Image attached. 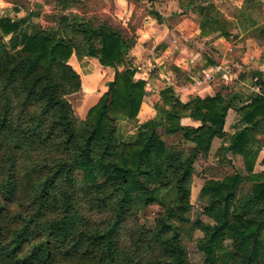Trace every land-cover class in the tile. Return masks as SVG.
<instances>
[{
	"label": "trees",
	"instance_id": "16d2710c",
	"mask_svg": "<svg viewBox=\"0 0 264 264\" xmlns=\"http://www.w3.org/2000/svg\"><path fill=\"white\" fill-rule=\"evenodd\" d=\"M88 2L53 0L48 27L0 17V264H191L184 237L194 229L203 264H264V170L254 171V144L264 133L262 74L244 77L259 90L241 105L238 93L182 101L165 87L155 117L135 139L121 140L117 122L136 120L147 93L130 56L136 36L121 24L83 17ZM179 2L181 12L197 15L200 38H229L242 23L212 0ZM261 6L243 0L239 12L264 41V22L251 16ZM147 14L163 21L155 9ZM72 53L112 70L83 118L67 99L82 83ZM201 59V72L215 63L209 54ZM169 69L177 84L191 82L180 67ZM230 108L238 116L220 156L238 154L243 167L204 179L200 213L208 220L195 219L183 236L177 222H186L192 208L194 162L207 157L213 138L225 136ZM184 116L199 124L183 125ZM158 128L193 145L168 143ZM154 203L159 210L147 227L140 214Z\"/></svg>",
	"mask_w": 264,
	"mask_h": 264
},
{
	"label": "rangeland",
	"instance_id": "374dc122",
	"mask_svg": "<svg viewBox=\"0 0 264 264\" xmlns=\"http://www.w3.org/2000/svg\"><path fill=\"white\" fill-rule=\"evenodd\" d=\"M180 0H127V4H130L132 10H130V5H127V9H125L124 15L122 19H117L115 16L110 17L108 13L103 12V7L107 5L109 10L113 9L112 4H103L100 0H89L87 3V8L83 17H97L93 19L94 22H98L100 20H107L115 25L121 24L125 28L128 29V34L135 33V28L137 26L143 25L147 22L148 14L147 11L149 9H157L158 11L162 12L164 17V22L168 24L170 27H174L177 25L181 27V35H178L176 31H170L167 34L159 35L156 39H152V51L143 50L142 46L138 43L134 44L132 50L130 51V56L133 62L137 65V63L143 61V58L146 60H150L151 56L160 55L165 48L166 43L170 40L176 39V50L175 46L171 48H167L169 50V56H186L189 55L193 58H200L202 54H209L210 57L215 61L218 62L219 58L215 57L213 52V48L211 44H209L208 39L199 38L195 31L197 30L198 25V17L193 12H181L180 8ZM216 7L229 19H233L234 15L242 21L240 26H235L232 29V35L227 38L230 41V44L233 45V51L230 52V57L235 54L237 50H240L239 44L242 38H238L239 34L245 32L244 35H249L253 33V30L247 26L245 23V19L243 15L240 14L239 8L242 4L243 0H212ZM262 1V6L259 11H252L251 16L259 22H264V0ZM53 0H0V17H9L11 19H19L25 18L27 23L38 22L43 27L53 26L54 23L49 20L48 14L53 11L52 8ZM37 11V16H28V12ZM74 12L79 13L78 7H73L71 9ZM124 21V23H122ZM160 28L159 31H163ZM164 29V28H163ZM183 29V30H182ZM244 37V36H243ZM181 46L184 47L182 53H180ZM149 48V47H148ZM174 50V51H173ZM78 56V55H77ZM228 56V54H227ZM81 56L77 57L78 58ZM203 63V60L200 59ZM186 61V59H184ZM144 63V62H143ZM75 65V64H73ZM98 65H93L90 63L89 65V74L83 82L82 88L79 89L77 92L70 94L67 96L68 101L71 103L75 114L79 117H84L88 108L92 106L99 96L106 90V81L111 77L112 70L106 68L104 71L101 69H97ZM156 68H152V75L156 72ZM170 73L172 74V80L174 83L177 84L179 82L178 79L175 77V73L169 69ZM192 72L196 75L201 74L200 66L197 64L192 68ZM179 84V83H178ZM163 89V88H162ZM157 102H160L159 100ZM124 127L129 128L128 124H123ZM157 131L161 134V136L166 140L168 143H180L184 147H188V141H184L180 134L175 135H167L162 131L161 128H158ZM236 163L234 164H227L226 162L218 163V164H205L202 157H199L195 162V171L193 174L192 186H191V193H190V202L192 204V208L186 213L187 221L177 224L179 225L183 236L185 235L186 229H188L189 225L195 219H202L204 221L208 220L205 215L200 213L201 204L204 201V198L200 195V187L204 182L200 178L202 174H206L207 177H214L220 178L228 172H231L232 169L235 168ZM201 175V176H200ZM206 178V177H204ZM203 178V179H204ZM159 210V206L154 203L146 207L140 214V221L144 223L147 227H151L153 225V220L155 213ZM201 235V232L198 229L192 230L188 236L184 237V241L186 247L188 249V254L190 257L191 264H203L204 254L200 251L196 244V238Z\"/></svg>",
	"mask_w": 264,
	"mask_h": 264
},
{
	"label": "crops",
	"instance_id": "0c3cea01",
	"mask_svg": "<svg viewBox=\"0 0 264 264\" xmlns=\"http://www.w3.org/2000/svg\"><path fill=\"white\" fill-rule=\"evenodd\" d=\"M100 1L105 5L106 4L113 5L112 10H109L107 5L104 6L103 12L104 13L107 12L110 17L115 16L117 19H122V16L124 15L123 11L127 9V5L128 6L130 5L127 4V0H100ZM131 10L132 7L130 5L129 11ZM155 10L157 9L155 8ZM158 12L162 15L161 11ZM147 18H148L147 22L135 28V33L137 35L136 43L141 45L143 50H149V52L152 51L151 48L153 45L151 43L153 41L152 39L153 38L157 39L159 35H163L164 38V34H167L170 31L171 32L176 31L178 35L180 34V36H182L180 30L181 27L174 25V27L172 28L164 21L158 22L155 18L149 15L147 16ZM122 23H124V21ZM160 28H162L161 30L163 31L158 32ZM197 32H198V28L195 31V36ZM244 34L245 32H242L238 36V38H242L239 44L240 50H237L235 54L231 57L229 56L231 53L227 51V47L230 44L229 39L221 36H209L204 38L209 40V44H211V47L213 48L215 57L219 58L218 62H221L229 66L231 72V77L229 80H224L220 76H216L214 79L208 82L203 81L195 85L191 83V85L187 86V84L182 85V84L174 83V85L172 86L174 94L178 96L180 100L185 101L190 96L198 95L200 97H203L205 95H212L216 91H221L224 95L227 96L238 93L240 97L237 98L238 100L235 99L236 105L238 103H239L238 105H241L244 102H246L247 97L252 92H255V90H251L255 85H253L249 81V79L246 78H249V74L252 71L260 72L264 78V41L256 39L251 34L249 35H244ZM175 43H176V39L173 38L171 42L169 40L166 43L165 48L160 55L151 56L150 60H146V58H143V61L137 63V65H140L141 68L138 72H135V78H141L146 80L147 93L143 97V101L141 102L136 120H119L117 122V134L121 140L130 141L135 139L138 136V134L141 131H143L141 124L150 120L156 115L154 104L159 100V92L163 88L161 84L160 72L157 66L158 65L157 63H159V61L160 62L165 61L168 64V67L169 65H176L180 67L182 70L191 74L192 77H198L199 79L202 78L203 73L209 70L210 67L213 65V64L209 65L205 69V71L201 72L200 75H196L195 73L192 72V68H194V66H196L197 64H199L201 68L202 65V61L200 60L201 56L199 59L197 57L193 58L192 56H190V54L186 55L185 57L182 56L181 54L178 56H169L168 55L169 50L167 48H171L175 46V50H176L177 46L174 45ZM183 50L184 47L181 46L179 52L182 53ZM77 57L78 56L76 55V53H72L69 58V63L80 74L82 80L81 83V88H82L85 78L87 76H90L89 74L90 63H92L93 65H98L97 68L98 70L101 69L102 71H104L106 67L100 65L97 59L94 57L81 56L78 58V60ZM184 59H186V61H184ZM152 68L157 69L154 75H152L151 72ZM111 78H112V74L108 80H110ZM237 116L238 115L235 108L228 109L225 118L224 128H223L225 131V136L222 138H218V137L213 138L209 153L206 158H203L205 164L207 163L218 164V163L226 162L227 164L230 165L236 163L237 165H235V168L232 169L231 171L238 170L243 167V161L240 155L232 154L228 151L225 152L224 155L220 156V151H219L221 147H224L228 144L229 137L235 130L233 123L236 121ZM181 123L183 125L196 126L199 124V121L194 120L188 116H184L181 118ZM123 124H128L129 128L124 127ZM258 139L260 142L254 144V147L258 148V153L254 164V171L264 170V133L259 135ZM188 144L189 146L193 145V143L189 141ZM195 162H194V168H195ZM201 177L214 178L212 176L207 177L205 173L202 174ZM203 178L200 179L204 181V179L206 178L204 179Z\"/></svg>",
	"mask_w": 264,
	"mask_h": 264
},
{
	"label": "built area",
	"instance_id": "2783aa9c",
	"mask_svg": "<svg viewBox=\"0 0 264 264\" xmlns=\"http://www.w3.org/2000/svg\"><path fill=\"white\" fill-rule=\"evenodd\" d=\"M227 51L228 52H232L233 51V45L229 44L227 47ZM158 65V70L160 72V78H161V84L162 87H169V86H173L174 82L172 80V74L170 73V71L168 70V64L165 61H159V63H157ZM140 65H137L136 67V72H138L140 70ZM216 76H220L222 79L224 80H229L231 77V72H230V68L228 65L223 64L221 62H216L214 63L209 70L205 71L202 75V78H198V77H191V82L187 84V86L191 85V83L193 85L199 83V82H203V81H210L212 79H214ZM251 90H255L258 91L259 90V86L255 85L253 86V88Z\"/></svg>",
	"mask_w": 264,
	"mask_h": 264
},
{
	"label": "water",
	"instance_id": "95a60500",
	"mask_svg": "<svg viewBox=\"0 0 264 264\" xmlns=\"http://www.w3.org/2000/svg\"><path fill=\"white\" fill-rule=\"evenodd\" d=\"M58 14H60V13H58Z\"/></svg>",
	"mask_w": 264,
	"mask_h": 264
}]
</instances>
